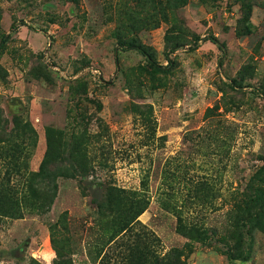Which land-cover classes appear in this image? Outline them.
<instances>
[{
	"label": "rangeland",
	"instance_id": "rangeland-1",
	"mask_svg": "<svg viewBox=\"0 0 264 264\" xmlns=\"http://www.w3.org/2000/svg\"><path fill=\"white\" fill-rule=\"evenodd\" d=\"M260 6L0 0V188L11 198L0 204L15 208L0 214V264H160L172 248L181 264H264V234L253 233L248 261L230 262L215 238L187 242L160 203L174 191L169 205L220 229L225 192L264 171ZM213 108L233 131L228 152L222 133L205 136ZM9 142L27 165L20 176L5 174ZM47 152L62 160L52 203L38 210L25 183ZM71 154L85 172L72 171ZM198 177L222 194L208 209L180 199ZM109 188L124 202L102 216L95 200L105 207ZM128 197L147 206L121 232Z\"/></svg>",
	"mask_w": 264,
	"mask_h": 264
},
{
	"label": "trees",
	"instance_id": "trees-1",
	"mask_svg": "<svg viewBox=\"0 0 264 264\" xmlns=\"http://www.w3.org/2000/svg\"><path fill=\"white\" fill-rule=\"evenodd\" d=\"M260 1H263L264 3V0H253V5L260 6ZM232 82L234 83L235 80H232ZM216 109L217 108H213L209 110L211 113H209L208 117L215 114L216 116L212 117H215L216 120H211V130L205 131V136L213 137L211 133L214 131L215 135L220 134L221 137L222 133L223 139L221 146L224 152H228L230 144L227 143V136L229 133L233 136V131H231L230 126L225 124L226 122L221 120ZM3 139L0 137V141L7 140ZM10 143H12V145L9 147L8 154L6 155L10 161L7 165L8 167H6L5 174L9 176L11 174L20 176L22 174L21 171L24 170L27 165L21 163V161L24 162L25 159H19L20 150L18 149V144L14 142H9L8 144ZM44 156L45 159H43L37 171L34 170L33 172H27L28 177H26L27 181L25 183L26 189L29 194H31L32 203L30 206L32 207V205H35V208L38 210L43 209V207H47V204L52 203L54 197L53 191L56 190V183L54 181L59 175L57 169L61 166L59 163L61 164L62 160L59 156L53 157V153L50 154L47 152ZM68 159L71 163L73 161L75 162L72 154ZM261 159L264 162V157ZM74 162L72 164V171L76 172L81 170V168L76 165V162L75 164ZM81 171L85 172L86 170ZM23 176H25V173ZM204 177H201L200 179L198 177L194 181L192 179L191 184L186 186L187 190L184 195L180 196L181 201H190V203H193L196 206L208 209L218 197H221V192L215 189L214 185L209 183L208 179ZM165 179L167 180H165L164 183L170 189L173 188V176L167 175ZM8 190L9 189H7V191ZM161 195L160 203L162 207L165 211L171 212L176 218V232L178 234L184 237L189 243L204 246H210L212 238L219 240L218 242L222 244L221 253L226 256L230 262L248 261L252 250L253 233L258 231L264 234V171L249 176L241 190L235 189L234 191L228 190L225 192L223 201L224 204H227V207L223 213V225L220 229L206 226L202 222L200 223L198 221L189 220L187 215L183 216L184 211H182L180 207H177L175 204L169 205L170 200L174 202L178 201L174 191L163 190ZM7 198L11 199L9 195H6L5 192H3V188H0V201H6ZM104 200L106 201L104 204L105 207H103L102 202L95 200L102 216L104 209L112 211L114 207H118L124 202L119 190L110 188L107 190ZM125 202L126 203L123 205L124 211L116 216V223L121 232L124 231L147 206V202H141L140 198L134 199L133 197H128ZM12 211H15V208H12L11 205H6L4 203L0 204L1 215L11 213ZM186 245L187 246L184 248L188 249V253H193V247H190L188 243ZM182 251L183 250H180L179 248H172L171 251L165 254V257L162 256L161 258H158L159 263L181 264L180 256L183 255ZM168 256L170 258H168Z\"/></svg>",
	"mask_w": 264,
	"mask_h": 264
}]
</instances>
